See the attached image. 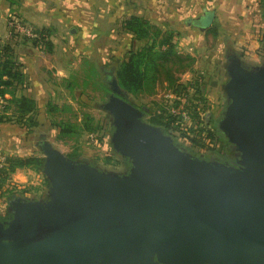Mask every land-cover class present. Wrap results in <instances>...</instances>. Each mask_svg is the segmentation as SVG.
Segmentation results:
<instances>
[{
	"label": "water",
	"instance_id": "obj_1",
	"mask_svg": "<svg viewBox=\"0 0 264 264\" xmlns=\"http://www.w3.org/2000/svg\"><path fill=\"white\" fill-rule=\"evenodd\" d=\"M212 20L207 13L197 25ZM242 61L226 51L216 126L240 167L192 155L145 122L110 70L98 108L128 172L102 171L41 141L46 196L7 200L0 264H264V61Z\"/></svg>",
	"mask_w": 264,
	"mask_h": 264
},
{
	"label": "rangeland",
	"instance_id": "obj_2",
	"mask_svg": "<svg viewBox=\"0 0 264 264\" xmlns=\"http://www.w3.org/2000/svg\"><path fill=\"white\" fill-rule=\"evenodd\" d=\"M77 1L78 4L88 3L84 2L86 0ZM50 3L54 6L46 15L53 23H60L59 17L69 16L67 12L58 11L59 13L53 14L58 7L56 2ZM94 3L86 16L98 20L104 29L101 30L102 33L106 35L100 38H86L82 37L83 32L81 28H78L77 36L66 35L63 39H51V47H55L56 50L53 52L55 57L50 61L48 56L51 54L48 53L51 51L39 47V50H44L45 54H38V60L35 65L33 64L35 71L32 70L31 75H25V89H30L31 86L30 94L37 104L35 119L38 126L28 131L25 127L14 123L0 124V164H4L5 160L11 157L43 158L39 145L41 141H47L67 158L89 162L102 171L119 174L124 172L125 159L111 148L110 138L113 129H111L110 119L98 106L106 101L110 93L103 83L106 74L112 69L117 71L128 59L130 53L148 47L150 42L134 41L133 38L129 41V38L125 36L127 33L122 28L126 18H119L123 19L121 23L112 26L107 7L98 6V2ZM72 10L75 11L73 6ZM256 12L259 23H251V30L254 31L250 34L259 41L255 55L261 57L262 54L264 55L262 4H259ZM137 17L146 20L141 16ZM198 22L199 20H195L193 25L200 30ZM208 26L203 31L204 37L201 33L199 34L201 37L199 40H197L198 34H195L194 38H185L183 42L178 40L183 44L186 39L189 40L190 48L185 47L186 45H183V48H177L178 41L173 37L172 42L176 44V47L170 56L174 60L178 57L179 61L176 60L167 71H161L158 76L149 75L143 90L137 94H129L127 98L133 106L145 109L143 115L145 122L150 116H162L163 113L170 118H175L176 124L182 129V131L177 129L175 123L172 125V128L177 130L174 133L175 137L180 138L181 144L197 155H206L219 149L216 140L207 137V133L212 130L210 120L216 118L218 103L222 105L224 102L222 86L225 81L222 79L220 84H211L209 80L210 84H208L206 83L208 78L205 79V76L209 73L213 75L215 69L223 73L225 54L228 49L236 52L248 68L263 64V60L247 61L246 56H243L246 52H250L252 40L245 38V43L240 45L237 40L228 38L227 27L216 25L213 20ZM106 28H110V32L113 29L114 37H107L109 29L105 30ZM169 31H163L164 37L167 38L165 34ZM151 34L155 32L151 31ZM160 37L162 36H159L155 42H161L163 39L160 40ZM22 39L19 38L17 43L21 44ZM159 44L155 50L160 49ZM29 46L33 48L31 42ZM128 47L130 50L126 51ZM210 56H212L211 59H209ZM214 62L219 63V67H215ZM42 66L45 69L40 68ZM101 66L104 68L102 69L104 73L99 71ZM181 100H184V109L192 114L191 123L168 112L169 105L177 107L181 104ZM1 107L2 105L0 110ZM85 123L94 131H81L79 128L82 125L86 126ZM66 124H70L71 127L59 133L62 129L61 125ZM192 140H196L197 144H203V147L194 145ZM0 168L3 169V165H0ZM47 189L48 182L42 171L30 168L16 169L13 172L3 171L0 173V218L5 217L7 199L11 195L17 194L25 199L38 200L46 196Z\"/></svg>",
	"mask_w": 264,
	"mask_h": 264
},
{
	"label": "crops",
	"instance_id": "obj_3",
	"mask_svg": "<svg viewBox=\"0 0 264 264\" xmlns=\"http://www.w3.org/2000/svg\"><path fill=\"white\" fill-rule=\"evenodd\" d=\"M50 2H56L57 10L53 14L59 12H67L68 17H59L60 23H53L47 13L54 5ZM77 0H0V41L9 40L8 20L10 17L18 18L24 25H28L37 31L48 30L50 32L51 39H63L66 35L77 36L78 28H81L83 32L82 37H102V26L98 20H93L86 15L90 13V7L94 2H98L100 7H107L110 24H120L119 18H127L129 16H141L148 19L150 26L160 30L173 33V37L178 41L183 42L185 38H194L195 34H198L197 40H199L200 33L204 37V30H197L193 25L195 20H200L205 14L211 13L216 25L220 24L222 27H227L228 38L237 40L240 45H243L244 39L252 40L250 43V52H246L245 59L247 61H264V55H255L257 45L259 41L252 37L250 34L251 25L253 23L258 24L259 19L257 17V8L259 4H262L263 0H86L87 4H78ZM91 2V3H90ZM72 6L75 11L72 10ZM261 6V5H260ZM66 7V8H65ZM263 7V5H262ZM59 11V12H58ZM252 23V24H251ZM256 26V25H255ZM259 26V25H257ZM111 28V26H110ZM108 30L107 37H114L113 29L110 32ZM113 28V27H112ZM207 29V28H206ZM259 29V27H258ZM263 31V29H260ZM197 31H199L197 33ZM113 33V34H112ZM57 36V37H55ZM126 37L132 39V35L125 34ZM197 36V35H196ZM202 37V38H203ZM21 38V37H19ZM18 38V40H19ZM262 38H260L261 40ZM254 41V42H253ZM178 41L177 48L189 47L191 42L186 39L183 43ZM20 43L15 42L13 46L14 55L19 63L23 66L24 75H31V71H35L33 64L35 65L38 54H45L39 47L29 46V41L24 38L20 40ZM130 47H128V50ZM178 49V50H179ZM56 48L51 47V54L48 56V60H52L55 57L53 52ZM213 56V55H212ZM210 56L209 59L212 58ZM41 57V56H40ZM53 63V62H51ZM215 67H219V63L214 62ZM49 67V65L47 66ZM51 67V66H50ZM40 68H44L43 66ZM45 69V68H44ZM221 71V70H220ZM208 78V79H206ZM211 84L221 83L223 79V73L215 69L213 75L210 73L205 76ZM213 81V82H212ZM208 83V84H210ZM219 83V84H220ZM218 84V85H219ZM29 88V86H28ZM27 97L33 99L30 89H25L23 92ZM7 99L10 97L7 96ZM6 104V101L0 99V105Z\"/></svg>",
	"mask_w": 264,
	"mask_h": 264
},
{
	"label": "trees",
	"instance_id": "obj_4",
	"mask_svg": "<svg viewBox=\"0 0 264 264\" xmlns=\"http://www.w3.org/2000/svg\"><path fill=\"white\" fill-rule=\"evenodd\" d=\"M122 28L126 33L132 35L134 41L147 40V42H150L149 45L147 44L148 47H143L137 52L130 53L128 59L120 65L117 71L112 69L113 76L118 87L128 95L137 94L143 90V87L146 85V79L149 77V75L158 76L161 71H167L169 69L168 67H170L176 60L179 61L178 57L174 60L173 57L171 58L170 56L172 55L171 53L174 52L176 44L172 42L173 33H166V38L164 37V32L153 28L150 26L148 21L137 16L132 15L127 17L122 24ZM151 31H154L155 34L152 35ZM38 33L40 39L29 42H31L33 47H44L45 49L47 48L48 51H51L50 32L48 30H41L38 31ZM159 36H162L159 38L160 40L163 39L161 42H159L160 44L155 42ZM18 38L19 37L17 34L11 32L9 40L4 42L0 41V99L6 101V104H2L0 110V124L14 123L16 125L25 127L28 131H31L38 126V123L35 119L37 104L34 99L27 97V95L23 93L26 88V77L22 71L23 66L17 61L13 50V46L15 42L18 41ZM157 43L160 45V49L155 50V47L158 45ZM102 69H104L102 66L99 67V71L104 73V70ZM106 78L107 76L105 77L103 83L108 91L109 86L106 82ZM7 96L10 98L7 99ZM219 106L220 103H218L217 107ZM161 115L162 116H150L146 122L160 128L164 134L171 136L175 144L185 149L188 153L195 156H202L204 159H206L204 157L205 155H197L190 148L183 146L181 144V140H179L180 138L175 137L174 133L177 130L172 128V125L177 123L175 118H170V116L166 115L165 113ZM61 126L62 129L59 131V133H63L71 127L70 124ZM176 126L177 129L182 131L178 124H176ZM79 129L81 131H94V129H91L90 126L87 125H82V127ZM214 129L207 133V137L210 139H215L217 143H220V141H223L224 138L221 136L218 130ZM192 143L194 145H198L199 147H203V144H197L196 140H192ZM0 165H3L4 167L3 169L0 168V173H3V171L13 172L16 169L23 168L42 171L43 158H39L38 156H29L24 158L11 157L6 159L4 164ZM13 197L21 196L13 194L8 197V199ZM1 220L4 219L1 218L0 221Z\"/></svg>",
	"mask_w": 264,
	"mask_h": 264
},
{
	"label": "flooded vegetation",
	"instance_id": "obj_5",
	"mask_svg": "<svg viewBox=\"0 0 264 264\" xmlns=\"http://www.w3.org/2000/svg\"><path fill=\"white\" fill-rule=\"evenodd\" d=\"M223 80L225 81L224 71H223ZM225 107H226V101H225V98H224L223 104L222 105L220 104V106L216 110V118L214 120H210L212 122V125H211L212 128L211 129H214V127L216 129L217 121L221 117ZM224 140L220 141V143H218V147H219L218 150H216L215 152H212V153H208L204 157L208 161L219 163V164H222V165H224L226 167H233V168L240 167L239 152H237L232 145H229L226 142V140L225 141ZM129 166H130L129 163L127 162V160H125L124 161V172L123 173H127L128 172ZM8 218H9V215H5V217L3 218L4 220H1V221L2 222H6L8 220Z\"/></svg>",
	"mask_w": 264,
	"mask_h": 264
},
{
	"label": "built area",
	"instance_id": "obj_6",
	"mask_svg": "<svg viewBox=\"0 0 264 264\" xmlns=\"http://www.w3.org/2000/svg\"><path fill=\"white\" fill-rule=\"evenodd\" d=\"M8 30H9V37L11 36V32L14 34H17L18 37L24 38L28 41L33 40H39L40 36L37 30L34 28L24 25L18 18L10 17L7 23ZM184 100H181V104L177 107L174 105H169L168 112L174 115H178L183 118L184 121H187V123H191L192 120V114L189 111H186L183 107Z\"/></svg>",
	"mask_w": 264,
	"mask_h": 264
}]
</instances>
